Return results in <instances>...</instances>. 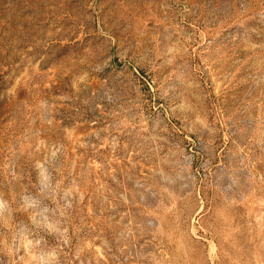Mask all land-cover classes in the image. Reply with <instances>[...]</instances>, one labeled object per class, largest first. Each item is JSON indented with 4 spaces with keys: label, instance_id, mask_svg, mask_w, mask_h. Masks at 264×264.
Masks as SVG:
<instances>
[{
    "label": "rangeland",
    "instance_id": "374dc122",
    "mask_svg": "<svg viewBox=\"0 0 264 264\" xmlns=\"http://www.w3.org/2000/svg\"><path fill=\"white\" fill-rule=\"evenodd\" d=\"M0 264H264V0H0Z\"/></svg>",
    "mask_w": 264,
    "mask_h": 264
}]
</instances>
